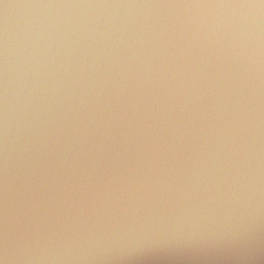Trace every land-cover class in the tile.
<instances>
[{"label":"water","instance_id":"1","mask_svg":"<svg viewBox=\"0 0 264 264\" xmlns=\"http://www.w3.org/2000/svg\"><path fill=\"white\" fill-rule=\"evenodd\" d=\"M216 0H0L2 264H264V73L192 40ZM131 25L35 76L38 22Z\"/></svg>","mask_w":264,"mask_h":264},{"label":"clouds","instance_id":"2","mask_svg":"<svg viewBox=\"0 0 264 264\" xmlns=\"http://www.w3.org/2000/svg\"><path fill=\"white\" fill-rule=\"evenodd\" d=\"M203 10L193 18L192 40L206 51L229 59L243 60L255 71L264 73V0H216L186 5ZM146 39L142 29L111 24L65 21L38 22L28 34L27 62L34 77L44 75L58 63L64 66L73 54L88 56L99 51L119 56L130 51L135 56ZM2 264V261H0Z\"/></svg>","mask_w":264,"mask_h":264}]
</instances>
